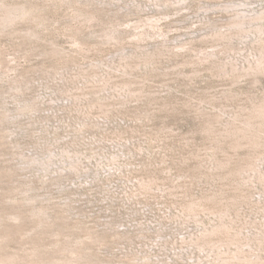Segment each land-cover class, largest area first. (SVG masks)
<instances>
[{
    "label": "rangeland",
    "instance_id": "rangeland-1",
    "mask_svg": "<svg viewBox=\"0 0 264 264\" xmlns=\"http://www.w3.org/2000/svg\"><path fill=\"white\" fill-rule=\"evenodd\" d=\"M0 264H264V0H0Z\"/></svg>",
    "mask_w": 264,
    "mask_h": 264
}]
</instances>
